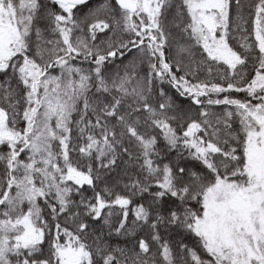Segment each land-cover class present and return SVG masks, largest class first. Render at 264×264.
Here are the masks:
<instances>
[{
	"label": "snow or ice",
	"instance_id": "snow-or-ice-1",
	"mask_svg": "<svg viewBox=\"0 0 264 264\" xmlns=\"http://www.w3.org/2000/svg\"><path fill=\"white\" fill-rule=\"evenodd\" d=\"M0 264H264V0H0Z\"/></svg>",
	"mask_w": 264,
	"mask_h": 264
}]
</instances>
